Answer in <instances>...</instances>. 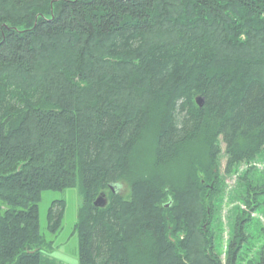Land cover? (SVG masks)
<instances>
[{
	"label": "trees",
	"instance_id": "trees-1",
	"mask_svg": "<svg viewBox=\"0 0 264 264\" xmlns=\"http://www.w3.org/2000/svg\"><path fill=\"white\" fill-rule=\"evenodd\" d=\"M219 138L227 172L264 149V0H0V264H60L39 201L76 185L78 264H264L241 252L264 182L215 249Z\"/></svg>",
	"mask_w": 264,
	"mask_h": 264
},
{
	"label": "rangeland",
	"instance_id": "rangeland-1",
	"mask_svg": "<svg viewBox=\"0 0 264 264\" xmlns=\"http://www.w3.org/2000/svg\"><path fill=\"white\" fill-rule=\"evenodd\" d=\"M148 138V140L141 143V150H149L150 146H153L152 138L149 136ZM217 142L221 148L217 156V167L222 181L221 191L215 199L214 216L210 231L214 233L215 249L224 261L228 243L234 234L235 218L240 213V209H246L242 197L246 194L247 182L251 181L253 186L261 185L264 182V149L250 163L242 162L233 171L227 172L225 145L220 138ZM249 168H252L251 171L245 175ZM174 175L173 172L170 176L173 177ZM116 184L118 185L119 194L128 199L131 188L127 183V178L119 180ZM104 193L108 203L110 192L105 189ZM54 200H63L64 202L61 225L56 233L50 232L47 227L48 208ZM82 203L83 195L79 185L63 190L45 191L39 201L40 232L46 241H52V250L46 253L60 264H78V237L74 226L78 217V208ZM259 203L257 210L251 211V217L254 220L248 221L243 232L244 236L248 238L243 241L241 252H245L247 257L255 256L259 248L264 246V196L259 198Z\"/></svg>",
	"mask_w": 264,
	"mask_h": 264
},
{
	"label": "water",
	"instance_id": "water-1",
	"mask_svg": "<svg viewBox=\"0 0 264 264\" xmlns=\"http://www.w3.org/2000/svg\"><path fill=\"white\" fill-rule=\"evenodd\" d=\"M196 103L201 106L202 105V98L201 97H197L196 98ZM104 193L99 194V196L96 197L95 201L93 202L95 206L98 207H104L106 205V199L104 197Z\"/></svg>",
	"mask_w": 264,
	"mask_h": 264
},
{
	"label": "flooded vegetation",
	"instance_id": "flooded-vegetation-1",
	"mask_svg": "<svg viewBox=\"0 0 264 264\" xmlns=\"http://www.w3.org/2000/svg\"><path fill=\"white\" fill-rule=\"evenodd\" d=\"M110 188L112 189V191H113L114 193H119L118 190H117V188H118V185H117V184L110 185ZM104 194H105V193H104ZM105 199H106V201H107V198H105Z\"/></svg>",
	"mask_w": 264,
	"mask_h": 264
}]
</instances>
